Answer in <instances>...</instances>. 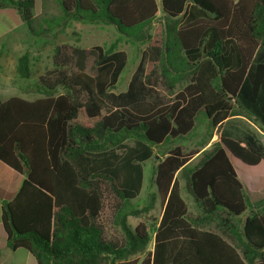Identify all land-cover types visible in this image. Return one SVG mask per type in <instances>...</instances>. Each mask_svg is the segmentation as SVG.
I'll use <instances>...</instances> for the list:
<instances>
[{"label": "trees", "instance_id": "obj_1", "mask_svg": "<svg viewBox=\"0 0 264 264\" xmlns=\"http://www.w3.org/2000/svg\"><path fill=\"white\" fill-rule=\"evenodd\" d=\"M52 1L61 15L38 30L33 0L0 9H16L32 37L105 24L147 47L124 92H113L127 64L115 42L59 44L52 69L21 89L36 98H0V162L25 177L3 206L8 249L37 264H264V200H250L235 170L256 169L264 142L229 120L264 133V0ZM16 70L30 78L27 52ZM203 120L220 129L217 142L175 146ZM163 144L153 176L160 219L132 228L128 218L152 207L129 204Z\"/></svg>", "mask_w": 264, "mask_h": 264}, {"label": "rangeland", "instance_id": "obj_2", "mask_svg": "<svg viewBox=\"0 0 264 264\" xmlns=\"http://www.w3.org/2000/svg\"><path fill=\"white\" fill-rule=\"evenodd\" d=\"M52 4L55 3L51 0ZM56 6V5H55ZM54 7V6H53ZM57 10L58 7L56 6ZM36 9V8H35ZM36 11V10H35ZM39 11V10H37ZM57 13V12H56ZM2 15V14H1ZM44 11H39L34 18L33 27L35 30H38V24L42 25V21L44 18ZM4 18L8 25H12V12L9 11L4 14ZM183 21V20H182ZM181 21V22H182ZM164 22V18L159 11L154 22L151 25L150 32L152 33L154 28L159 24ZM6 29H0V33ZM69 31L66 32L68 35L70 33L72 36L69 37L67 35H62L59 33L56 37H52V35H48L45 38H36L32 37L30 34L26 35L25 39H20L21 42L18 43L16 38L9 36H3L0 38V97L7 98L10 96H23L29 99L36 98L37 95L29 94L26 95L22 92V87L27 84H32L37 81V79L45 73V71L52 69V57L54 53L55 45L59 44H68L79 46L84 49L91 48L93 46H103L110 45L112 43H116L117 50L123 51L127 55V64L125 70L122 72L119 82L116 88L113 90L115 93L124 92L127 88L128 83L131 80L137 66L139 65L142 53L147 47V43H141L135 40L128 39L124 36H121L113 26L105 25V24H79L73 23L67 29ZM66 31V30H65ZM72 31V32H71ZM27 52L29 55L30 61V78L28 80H22L19 78L17 74V58L21 56L23 53ZM58 92H62L59 90ZM161 95H166L165 91L161 90ZM238 128L241 126L236 125ZM253 130H256L255 127L250 126ZM212 129V128H211ZM206 126L200 124L194 135L189 136L188 139L183 141H179L177 144L183 145L185 151H191L193 149L200 148L199 137H204L206 134ZM257 131V130H256ZM213 132V133H212ZM218 135L219 131H213L209 133L210 135L216 134ZM260 141L264 142V136L260 133L258 134ZM199 139V140H198ZM170 148L169 145H164V149ZM162 150V151H163ZM156 160L152 159L144 165V179L143 186L140 195L133 201H130V208L136 211H142L143 209L152 205L148 213H141L139 216H131L128 218V221L132 228L137 226L139 223L151 222L152 219H159L162 207L155 197V188L153 186V176H154V166ZM238 168H237V167ZM235 170L240 175H244L245 179L248 180V187H252V191L257 193L259 196L257 201L264 200V161L260 163V165L254 169L249 170L241 165H235ZM239 175V176H240ZM241 175V176H242ZM240 176V177H241ZM242 181V180H241ZM244 184V182L242 181ZM250 184V185H249ZM183 187L182 195L184 200L189 206V209L192 213L196 214V208L193 203L192 198L186 193L184 190V182H181ZM245 185V184H244ZM210 230L214 229V226L208 227ZM149 249H152V244H150Z\"/></svg>", "mask_w": 264, "mask_h": 264}, {"label": "crops", "instance_id": "obj_3", "mask_svg": "<svg viewBox=\"0 0 264 264\" xmlns=\"http://www.w3.org/2000/svg\"><path fill=\"white\" fill-rule=\"evenodd\" d=\"M14 1H17V0H14ZM33 1H34V4H35V6H34V18H35V16L37 15V13L39 11H44V15H45L44 18L45 19H48V18H51V17H59L61 15V12H60L59 8L57 10L56 6L52 4L51 0H44L43 2H42V0H33ZM37 10H39V11H37ZM9 11H11L12 15H13V18H12V23L13 24L12 25H8V23L6 22V19L4 18V14L9 12ZM3 28L6 29V30H4L3 32L0 33V38H2L3 36H9V34H10V35H12L10 37L16 38L18 43L21 42L22 38L25 39L27 34L29 35V32L27 31V28H26L24 22L21 20L19 12L16 9H14V8L0 9V29H3ZM67 31L68 30L66 29V31H64L62 33V35H67L69 37L72 36L71 34L75 35L74 33H70L68 35L66 33ZM68 33H69V31H68ZM20 35H21V39H20ZM63 44H65V43H63ZM55 46H57V45H55ZM24 53H25V51H24ZM18 58H17V60H18ZM118 82H119V80H118ZM2 99H6V98H2ZM231 119L232 120L235 119V120H238V121L240 120V122H242L244 124V126H247V125L253 126L247 119H245L242 116H235V117L233 116V117L229 118V120H231ZM200 124H203V125L206 126V130H205L206 134H205V136L204 137H202V136L199 137L200 140L198 139L200 141L199 146H201L202 142L206 141V145L201 150V151H203V150L209 149L211 144H213L214 142H217L218 139H219V133H218V135H217V133L213 134L209 138V133L211 132V130L213 129V131H219L220 132V129H218V128H212L211 129V126H210L208 120H203V121H201ZM194 132H195V130L192 131V133H191L192 136L194 135ZM254 132L257 133V134L261 133L258 130L254 131ZM261 134L264 136V133H261ZM186 139H188V138H186ZM180 141H183V140H180ZM178 142L179 141H176L175 146L176 145H180V144H177ZM163 148H164V144L162 146H160L159 149H155V152L157 154L155 156V158H154L156 160L155 166L158 164L159 161H161L163 159V157L166 155L167 150L169 149L168 148V149H164L163 150ZM198 155L199 154H196L190 160V162L191 161L192 162L196 161L197 158H198ZM155 166H154V168H155ZM237 175H238L240 181L242 180L244 182L245 185L241 181V183L243 184V187L245 188L246 192L248 193V195L250 197V200L252 202H256L257 199L259 198V196L256 195L257 193H254L252 191V187L251 186L248 187V180L245 179L244 175L241 174L242 175L241 176L240 172H239V174L237 173ZM24 178L25 177L23 175H20L19 173L15 172L14 170L10 169L6 165H4L2 162H0V264H37L36 259L34 258V256L30 252H28L27 250H25L23 248H18V249L14 250V251H11V250L8 249L7 244H6V233H5V230L3 228V224H2L3 206H4L5 203L11 201L15 197V195L17 194L20 186L22 185V183L24 181ZM182 197H183V195H182ZM159 219H160V217H159Z\"/></svg>", "mask_w": 264, "mask_h": 264}]
</instances>
